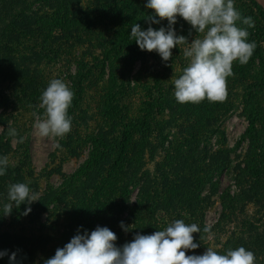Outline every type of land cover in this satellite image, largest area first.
<instances>
[{
	"label": "rangeland",
	"instance_id": "374dc122",
	"mask_svg": "<svg viewBox=\"0 0 264 264\" xmlns=\"http://www.w3.org/2000/svg\"><path fill=\"white\" fill-rule=\"evenodd\" d=\"M145 4L0 0V155L9 159L0 177V250L15 251L16 264H44L78 229L107 226L123 246L176 219L211 226L193 234L200 247L187 255L244 246L264 264V16L251 0H234L255 21L252 57L233 63L224 100L178 103L173 80L189 63L183 50L202 34L178 17L176 33L188 43L168 61L141 50L130 32L135 23L148 27L144 16L154 10ZM54 78L74 92L63 139L34 129ZM17 182L39 199L27 215L26 204L2 215Z\"/></svg>",
	"mask_w": 264,
	"mask_h": 264
},
{
	"label": "clouds",
	"instance_id": "9594fccd",
	"mask_svg": "<svg viewBox=\"0 0 264 264\" xmlns=\"http://www.w3.org/2000/svg\"><path fill=\"white\" fill-rule=\"evenodd\" d=\"M145 7L154 10L145 15L148 27L139 23L131 26L130 38L141 50L155 51L163 61L172 57V49L188 43L184 35H177L175 24L179 18L187 21L202 38H195L183 50L188 66L173 80L174 96L178 103H200L224 100L226 82L233 75V63L245 65L252 57L256 44L248 38V28L255 25L251 16H244L235 7L234 0H146ZM167 19V27L154 28ZM246 25L247 27H242ZM40 107L44 118H37L34 129L40 137L63 139L72 130L69 108L74 99L73 90L60 78L51 79L40 96ZM8 135L17 137L15 128H9ZM61 148L57 140L53 145ZM9 168L7 156L0 155V177ZM3 214L10 215L13 207L21 204L28 207L24 215L31 212V204L38 200L28 183L17 182L9 185ZM121 228L127 232L129 226L123 221ZM82 229L83 226L81 225ZM211 226L201 229L197 224H187L176 219L165 229L152 234L136 233L131 242L117 246L116 233L107 226H97L94 230L78 229L70 242L58 248L55 255L44 264H257L255 253L244 246L227 249L224 253L208 247L203 254L186 253L200 247L195 242L194 233H207ZM8 256L9 264H16L17 253L9 254L0 250V258Z\"/></svg>",
	"mask_w": 264,
	"mask_h": 264
},
{
	"label": "trees",
	"instance_id": "16d2710c",
	"mask_svg": "<svg viewBox=\"0 0 264 264\" xmlns=\"http://www.w3.org/2000/svg\"><path fill=\"white\" fill-rule=\"evenodd\" d=\"M256 6H257V8L261 11V13L263 14V16H264V10H263V7L260 5V4H258L255 0H251ZM252 129H254V126H255V122H254V119H252ZM251 129V130H252Z\"/></svg>",
	"mask_w": 264,
	"mask_h": 264
},
{
	"label": "water",
	"instance_id": "95a60500",
	"mask_svg": "<svg viewBox=\"0 0 264 264\" xmlns=\"http://www.w3.org/2000/svg\"><path fill=\"white\" fill-rule=\"evenodd\" d=\"M258 4H260L263 7L264 10V0H255Z\"/></svg>",
	"mask_w": 264,
	"mask_h": 264
}]
</instances>
